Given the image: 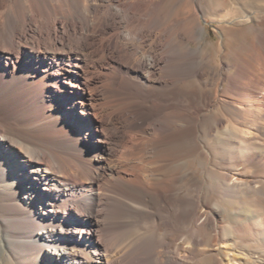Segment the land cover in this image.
Masks as SVG:
<instances>
[{"label":"bare ground","instance_id":"1","mask_svg":"<svg viewBox=\"0 0 264 264\" xmlns=\"http://www.w3.org/2000/svg\"><path fill=\"white\" fill-rule=\"evenodd\" d=\"M227 2L211 58L202 0H0V264H264V0Z\"/></svg>","mask_w":264,"mask_h":264},{"label":"rangeland","instance_id":"2","mask_svg":"<svg viewBox=\"0 0 264 264\" xmlns=\"http://www.w3.org/2000/svg\"><path fill=\"white\" fill-rule=\"evenodd\" d=\"M227 0H202V6L205 10V12L203 13V16L200 17V24L196 25L195 31H194V36H200V33L203 37L201 45L204 46L206 44H209V49H210V54H211V58L214 56L215 53V45H217V43L219 42V40L222 38V33L220 31V24L223 26L226 25H234V20H230V21H218V20H213L212 17L215 16V14L217 13V11L219 9H221V7L225 8L227 7ZM179 6V1L173 2L168 11L167 14H171L173 13L176 8ZM235 26L239 29L237 32V40L235 41L234 45H239L241 43H243L244 41L248 40L250 38V33L249 32H245L242 31L244 27V25L242 24H235ZM198 45V42L196 41L195 43H192L193 47H196ZM239 51V50H238ZM243 52V51H242ZM213 67V63L209 62L206 66V68H210L212 69ZM188 162V167L190 169H192L193 171H196L197 173V177L201 178V161L202 159H199L198 155H193L188 157L187 159ZM211 180V181H210ZM208 179L207 182H211L214 183V179ZM223 196V195H222ZM212 202H214V200H212Z\"/></svg>","mask_w":264,"mask_h":264}]
</instances>
